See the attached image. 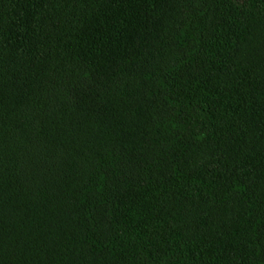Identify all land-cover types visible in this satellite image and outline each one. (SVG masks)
<instances>
[{
  "label": "trees",
  "instance_id": "16d2710c",
  "mask_svg": "<svg viewBox=\"0 0 264 264\" xmlns=\"http://www.w3.org/2000/svg\"><path fill=\"white\" fill-rule=\"evenodd\" d=\"M0 264H264V0H0Z\"/></svg>",
  "mask_w": 264,
  "mask_h": 264
}]
</instances>
